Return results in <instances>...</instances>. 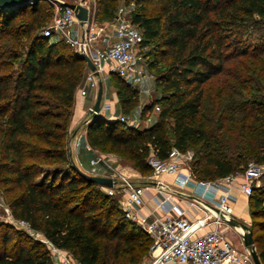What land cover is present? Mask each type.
I'll return each mask as SVG.
<instances>
[{
  "label": "trees",
  "instance_id": "1",
  "mask_svg": "<svg viewBox=\"0 0 264 264\" xmlns=\"http://www.w3.org/2000/svg\"><path fill=\"white\" fill-rule=\"evenodd\" d=\"M95 1L97 20H111L119 0ZM44 2L0 8V186L6 203L13 217L82 264H137L148 255L151 238L68 158V124L86 68L69 45L42 36L52 14ZM130 2L146 69L161 92L143 111L156 104L159 112L143 127L87 118V144L123 158L142 176L151 173V151L163 158L173 146L193 150L195 180L235 174L249 161L264 163V0H124ZM219 74L230 78L228 98L206 111L205 85ZM108 80L117 112H130L137 89L113 73ZM247 205L264 264L263 182L253 181ZM0 264L52 261L43 243L0 222Z\"/></svg>",
  "mask_w": 264,
  "mask_h": 264
},
{
  "label": "built area",
  "instance_id": "2",
  "mask_svg": "<svg viewBox=\"0 0 264 264\" xmlns=\"http://www.w3.org/2000/svg\"><path fill=\"white\" fill-rule=\"evenodd\" d=\"M83 5L87 7V17L82 24L79 23L74 10L61 1L55 6L51 22L41 30L42 36L62 40L76 54L84 53L92 62L93 71L85 64L86 72L78 88V94L85 96L88 89L97 90L98 81L104 82L111 73L131 86L140 84L146 76L147 69L143 55L145 47L142 45V33L131 21L134 3L118 5L114 17L101 22L96 18L98 9L95 0L88 5L83 2ZM108 30L115 32L117 41L99 44L102 38L110 40V37L105 35ZM106 110H111V104L103 96L101 111ZM116 118L128 123L124 115ZM146 120H150L149 115H146ZM139 123L138 120L131 122L133 125ZM87 147L91 148L88 144ZM95 152L96 158L93 163L103 162L104 156L96 150ZM190 158L189 151L182 152L173 146L163 158L152 151L148 154L146 163L151 168V173L147 176L138 174L133 178L114 169L107 174L117 181L111 188L104 187L107 194L115 195L121 191L123 198L119 207L124 216L136 223L151 238L148 258L144 264H253L251 249L245 247L242 241L241 245H238L227 237L229 228H234L238 235L239 232H243L241 228L228 222L232 218L229 190L236 187L248 198L252 192L253 181L263 173L264 164L249 161L242 171L235 174L213 180H195L190 170L181 169V164ZM163 175L174 176L176 188L162 181ZM188 185L192 186V198L188 201V206L199 207L202 215L190 218L182 214L154 213L170 195L165 193V197L160 199L156 195L157 192L184 193V188ZM212 189L222 191L215 200L212 199L214 197ZM147 192L154 203V210L146 215H140L139 209L145 203ZM0 207L11 226L46 246L52 264H82L68 250L55 246L41 232L32 229L28 221L13 217L9 207L3 204L1 196ZM209 224L212 225L211 229L201 231Z\"/></svg>",
  "mask_w": 264,
  "mask_h": 264
},
{
  "label": "crops",
  "instance_id": "3",
  "mask_svg": "<svg viewBox=\"0 0 264 264\" xmlns=\"http://www.w3.org/2000/svg\"><path fill=\"white\" fill-rule=\"evenodd\" d=\"M105 35L110 37L109 41H106L105 38L100 39L99 44L105 45L107 43H115L117 41V37L115 32L112 30L106 31ZM148 82V79H143L139 86L144 85ZM137 90L143 91V88L141 87ZM145 92H149V88L144 89ZM94 90L88 89V92L85 96H80L78 94V89L75 92V98L72 106V113L70 117V121L68 124V130H69V137H68V153L71 156L72 161L81 169H83L88 174H97L98 172L95 170L96 166L93 163L94 156H96L95 150L92 148L87 147V140H86V134H85V128L84 123L86 119L88 118L89 109L91 108V105L94 103ZM111 95V96H110ZM110 95H107L105 93V99L110 102L111 104V110L108 112L101 111L102 118H105L107 120H113L118 117L115 115L117 111V97L115 92H111ZM159 111H157L158 113ZM132 120V121H131ZM130 122L135 121L136 119H131ZM137 121V120H136ZM138 122L140 120L138 119ZM77 141V145H75V142ZM104 161L100 162L98 164H101L102 166L108 167L110 170H121L126 175L132 176L135 178L140 174L137 170H135L130 164L128 166L119 165L117 164V161L113 157H106L104 154ZM91 161L92 164L89 162ZM127 165V164H126ZM122 169H121V168ZM162 181L169 183V185L172 188H176L175 182H174V176L172 175H163L161 177ZM137 180V179H136ZM152 192L156 193L154 189H151ZM150 191V192H151ZM184 193H180L179 191L173 192V191H167V192H161L156 193V195L163 199L165 197V193H169V197L164 200V202L157 207V209L154 210V203L150 200L149 192H147L145 196V203L144 205L139 209L140 215H146L148 212L153 211L155 214L162 215L164 213H171V214H182L190 218H194L196 216L202 215V211L198 208H193L188 206V201L192 198V186L188 185L184 188ZM214 192V197H212L213 200L217 198V196L222 193L220 189H212ZM230 199L229 204L231 206L232 210V218L239 220L245 224H249L248 221L250 219L248 214V198L245 197L236 187L231 188L229 190ZM212 228V225H206L201 231L209 230ZM227 237L234 243L241 245V238L236 233V230L234 228H229L227 230Z\"/></svg>",
  "mask_w": 264,
  "mask_h": 264
},
{
  "label": "rangeland",
  "instance_id": "4",
  "mask_svg": "<svg viewBox=\"0 0 264 264\" xmlns=\"http://www.w3.org/2000/svg\"><path fill=\"white\" fill-rule=\"evenodd\" d=\"M61 1H65V2H73V3H80L82 0H45L44 5L46 8V11H52L51 16L47 19V22L44 23V26H46L47 24H49L53 18L54 15V9L56 4L58 5ZM84 4L88 5L90 3H92V0H84L83 1ZM124 3V0H119V5ZM26 15H23L21 17L18 18V20H16V24H20L22 21H24L26 19ZM5 37H3L0 42L4 41ZM50 41H54V37L50 38ZM144 79H148V82L145 83L144 85H141V87L143 88V91H138L137 90V99H136V103L134 105V107L131 109L130 112L128 113H119V112H115L117 116L120 115H124L128 121V123H131L130 120L135 118L136 120H140V123L138 124L139 127H143L145 125H148L149 123H151L156 117H157V111H159V106L158 105H154L153 108L149 111V112H144L143 108L145 105H149L150 103H152L155 98L159 97V95L161 94V92L159 90H156V86H155V82H154V74L151 71H147L146 76L144 77ZM229 79L230 78H225L223 77V75L219 74L216 75L214 77H212L210 79V81H208L205 85V96H204V110L206 109L205 105L208 106V108L206 109V111H208L211 108V104L214 102H222L224 103L226 101V99L228 98V93H229ZM233 81V80H232ZM103 88H104V95L105 93L107 95H110L111 92H115V88L112 86V81L108 80V78L103 82ZM135 89H137L136 87H138L139 89V84L136 86H131ZM140 87V88H141ZM149 88V92H145L144 89ZM94 100H95V95H96V90L94 91ZM111 96V95H110ZM206 103V104H205ZM93 105V104H92ZM91 105V107H92ZM112 107V106H111ZM109 110H106V112H108ZM146 115H149L150 120H146ZM237 115V114H236ZM90 117V112L88 113V118ZM132 121V120H131ZM259 123V122H258ZM70 134V133H69ZM189 154L191 155V158L193 156V150L189 149ZM102 155H106V157H113L116 159L117 164H125L124 166H128V163L126 161L123 160V158L118 157L117 155L113 154V153H104L101 152ZM68 158L71 161V163L75 164L72 159L70 154L68 153ZM94 159L96 158V156L93 157ZM190 158V159H191ZM190 159L186 162H183L181 164V169L182 170H190ZM91 164L92 162L89 161ZM127 164V165H126ZM264 164V163H263ZM76 165V164H75ZM96 166L95 170L98 172V175H107L108 173H110L112 170H110L108 167L102 166L101 164H94ZM121 168V167H120ZM81 169V168H80ZM122 169V168H121ZM82 171H84L83 169H81ZM120 173H123L121 170H118ZM85 172V171H84ZM87 173V172H86ZM129 176V175H128ZM261 176H263V180H254V184L256 185H260L262 184V182L264 183V169H263V173L261 174ZM132 177V176H130ZM5 192L3 191V187L0 186V196L2 198L3 204L7 205L6 203V199H5ZM115 197L118 205H120V201L123 198V193H121V191H119L118 193H116L115 195H112ZM5 212L4 210L0 207V222L3 223H7L9 224V222H7L6 218H5ZM248 225L250 226V219L248 221ZM136 224V223H135ZM11 225V224H9ZM137 225V224H136ZM139 227V226H138ZM14 228V227H13ZM15 229V228H14ZM139 229H141L139 227ZM148 258L147 256L142 257L141 261L137 264H144L146 262ZM121 264H135V263H131V262H124Z\"/></svg>",
  "mask_w": 264,
  "mask_h": 264
},
{
  "label": "water",
  "instance_id": "5",
  "mask_svg": "<svg viewBox=\"0 0 264 264\" xmlns=\"http://www.w3.org/2000/svg\"><path fill=\"white\" fill-rule=\"evenodd\" d=\"M34 1L37 0H0V8L3 9H7V8H11V7H16L22 4H28V3H33ZM83 1L82 0L80 3H73V2H65L63 1V3L69 7H71L74 12L75 15L79 21L80 24L83 23L84 20H86L87 17V7L85 5H83ZM83 61L85 62V64L87 65V67L90 70H94V66L92 64V62L90 61L89 57L84 54V53H79L78 54ZM95 75H97L96 72H94ZM103 95H104V88H103V83L101 80L98 81V87L96 90V95H95V100L94 103L92 105V107L90 108V117L89 120H93L96 118H102L101 115V102L103 99ZM73 167L76 169V171L85 179L92 181L96 184H98L101 187H113L115 185V183H117L116 179L112 176H108V175H98V174H88L84 171H82L77 165L73 164ZM228 222L236 227H239L243 230V232H239L240 238L242 240V244L245 247L250 248V253H251V258L253 261V264H261L258 258V254L255 250L254 247V240H253V236H252V230L250 228L249 225L236 220L234 218H230L228 220Z\"/></svg>",
  "mask_w": 264,
  "mask_h": 264
}]
</instances>
